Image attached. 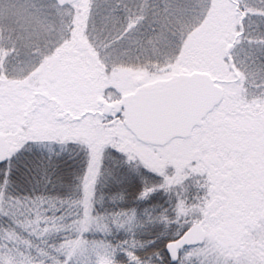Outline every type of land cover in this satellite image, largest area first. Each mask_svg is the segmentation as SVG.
<instances>
[{
	"label": "snow or ice",
	"instance_id": "snow-or-ice-1",
	"mask_svg": "<svg viewBox=\"0 0 264 264\" xmlns=\"http://www.w3.org/2000/svg\"><path fill=\"white\" fill-rule=\"evenodd\" d=\"M0 264H264V0H0Z\"/></svg>",
	"mask_w": 264,
	"mask_h": 264
}]
</instances>
